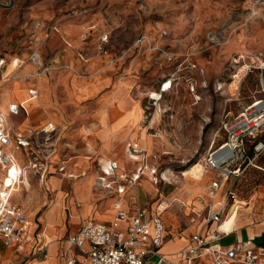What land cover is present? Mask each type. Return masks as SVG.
<instances>
[{"label": "rangeland", "instance_id": "374dc122", "mask_svg": "<svg viewBox=\"0 0 264 264\" xmlns=\"http://www.w3.org/2000/svg\"><path fill=\"white\" fill-rule=\"evenodd\" d=\"M72 12L78 16L71 18ZM85 13L87 19L96 17V27L90 31L93 39L107 35L110 51L120 58L137 53L134 42L141 35L161 46L160 51H147L149 59L143 56L147 64L131 93L142 108L141 126L150 140L148 147L134 142L145 154L139 159L145 158V163L157 169L159 182L153 184L151 177L144 175L133 187V196L143 192L145 207L159 198L169 205L162 218L164 240L186 237L195 226L190 224L192 212L202 209L198 197L204 196L208 179L215 177L214 172L204 173L203 159L213 142L224 141L218 133L222 121L244 112L256 100H264V0H0V59L8 64L19 59L23 65H30L26 62L31 51L39 49L41 58L59 66L46 49L60 43L55 38L50 42L52 37L44 39L45 32L64 20L79 24ZM162 31L167 35L161 37ZM90 41L84 43L89 45ZM10 70L8 67L4 75ZM34 83L39 89L47 86L39 79ZM17 88L15 82L13 89L7 90L11 98ZM40 111L38 114H44ZM133 113L140 117L141 110L136 107L129 116ZM78 123L65 125L74 129ZM257 140L264 142V129ZM125 144L113 160L128 171L133 169V161L125 156ZM5 152L20 157L11 148ZM255 163L264 168V152ZM24 164L21 167L25 168ZM196 166L201 167L200 172L191 170ZM25 169L29 181L21 184L20 194L26 196L27 188L32 192L40 186L35 171ZM4 173L0 168V179H5ZM192 190L197 196L186 199ZM260 190L264 191V172L250 167L238 182L237 194L245 198ZM148 260L153 263L154 258Z\"/></svg>", "mask_w": 264, "mask_h": 264}, {"label": "crops", "instance_id": "0c3cea01", "mask_svg": "<svg viewBox=\"0 0 264 264\" xmlns=\"http://www.w3.org/2000/svg\"><path fill=\"white\" fill-rule=\"evenodd\" d=\"M87 16L86 13L82 15V22L79 24H72L70 20L61 21L58 33L51 36L50 42L55 38L60 44L54 48L49 45L46 52L58 61L60 70H54L39 79L47 85L45 89H39L34 83L36 78L31 77L35 71L32 65H22L13 70L11 68L7 75H4L7 70L5 68L0 76V112L8 117L14 133L36 141L35 137H41L40 132L47 124L56 128V132L51 136L55 154L50 158L43 178L36 175L40 188L32 192L27 188L26 196L20 194L21 191H14L11 196V202L24 209L27 215L30 240L15 248L4 247L0 242V264H66L67 258H72L75 264H79V251L68 244L67 238L88 221L110 223L114 217L113 206L117 196L96 185L97 177L101 176V167L105 169L108 160L113 161V157L121 153L125 142V146L136 141L144 147H148L150 143L141 126L142 108L139 102L131 97L138 84L137 76L147 64L143 56L149 59L150 55L146 54L145 47H141L132 56H128L127 51L125 55L129 58H120L117 53L110 51V39L107 35L103 36H107L109 41L108 52L105 55L100 54L97 47L103 36L93 39L94 34L90 35V31L96 27L93 26L96 17L89 21L93 18L87 19ZM87 26L90 27L88 30ZM88 40H91L89 45L84 43ZM27 66L29 69L25 70ZM15 82L18 86L17 94L11 98L7 90L11 91ZM32 86L36 88L38 96L35 100L28 101L27 90ZM21 103H25L26 114H8L7 108L10 104ZM84 104L86 105L79 110ZM136 107L141 110L140 117L138 113L129 116L131 110ZM68 109H73V112L68 113ZM40 110L44 114H38ZM76 121L81 123L74 129L65 125ZM29 130L33 131L31 135ZM11 149L19 152L20 157L11 152L6 153L15 158L19 167L25 165V153L14 147ZM95 160L98 162L93 167ZM115 161L120 168L118 160ZM132 161L133 169L127 171L123 167L124 169L117 173L125 171L124 175H129L142 164L140 159ZM61 163L65 164L66 171L58 173L57 168ZM258 168L264 172V168ZM25 174L27 176L24 171L23 176ZM66 174L73 175V179H67ZM145 177L149 179L148 175ZM210 180L208 179L204 191L201 190L204 202L208 200L206 189ZM0 182H5V179H0ZM238 182L235 188L237 200L228 215L219 226L211 225L203 229L202 234L207 233L209 236L218 231L221 236L218 245L222 248H234L238 254L247 249L253 252L263 250L260 261L254 264H264V191L260 190L240 198L237 194ZM195 191L192 190L190 195L186 194L185 198L191 200L196 197L197 195L193 196ZM49 195L51 197L48 201ZM146 203V195L143 192L137 193L135 198L133 187L126 188L122 199L125 211L133 213L137 207L145 208ZM42 206L44 210L39 214ZM198 230L200 231L194 226L186 237L163 241L161 252L170 264H187L184 251L190 235ZM255 242L260 245L257 246ZM40 246L43 251H39ZM193 264H211V261L206 256L195 260Z\"/></svg>", "mask_w": 264, "mask_h": 264}, {"label": "built area", "instance_id": "2783aa9c", "mask_svg": "<svg viewBox=\"0 0 264 264\" xmlns=\"http://www.w3.org/2000/svg\"><path fill=\"white\" fill-rule=\"evenodd\" d=\"M8 6V5H3ZM72 12L71 18L77 17ZM60 22H56L46 30L44 39H49L52 34L58 33ZM167 35L162 31L161 37ZM107 36L100 38L97 51L107 54ZM135 48L145 47L149 52L160 51L161 46L151 42L145 35L136 38ZM14 68L19 69L23 64L15 59ZM26 63L35 67L31 77L40 79L60 67L54 66L51 60L40 57L39 49L31 51ZM7 67V62L0 59V76ZM14 78V77H12ZM165 83L160 87L163 89ZM28 101L35 100L38 96L34 86L28 90ZM260 102L258 106H254ZM8 114L16 116L20 112L27 113L25 103L10 104ZM264 129V100L259 99L251 103L244 112L222 121L219 134L222 133L224 141L217 144L213 142L203 159L204 172H214L215 177L210 180L208 186V200L203 201L198 197L202 209L192 212L190 224L195 225L200 231L192 233L184 253L187 264H193L195 260L209 257L211 264H254L260 261L263 250L253 252L244 250L241 254L234 248H222L218 245L221 236L218 231L202 234V230L211 225L219 226L228 212L234 206L236 184L250 167H256L255 161L264 151V142L257 140V136ZM56 132L52 124L42 128L41 140L30 141L27 137L13 132L8 117L0 112V168L3 170L5 181L10 189L18 184L23 176L25 168L35 171V174L43 178L47 171L49 160L55 154V145L51 136ZM28 133L31 135L32 130ZM22 150L26 155V167H19L15 158L5 150L12 148ZM125 156L132 160L145 156L143 149L137 143H128L125 147ZM141 166L129 175L118 174L117 161H109L106 168L101 167V176L96 179V185L106 190L109 194L117 196L114 203V217L110 223L88 221L80 229L67 238L71 247L79 251L81 260L79 264H170L167 257L161 252L164 241L163 214L165 202L159 198L157 202L145 208H135L133 213H128L122 207V199L126 188L134 187L142 176L151 177V182L157 184L159 177L157 169L145 163L141 158ZM66 171V166L61 163L58 173ZM73 175L66 174L67 179H73ZM11 192L0 191V242L4 247L15 248L30 240V223L27 215L20 206L11 202ZM216 205V206H215ZM37 237L38 235L35 234ZM39 247V251H43ZM154 258L153 263L148 259ZM66 264H75V260L67 258Z\"/></svg>", "mask_w": 264, "mask_h": 264}, {"label": "bare ground", "instance_id": "6f19581e", "mask_svg": "<svg viewBox=\"0 0 264 264\" xmlns=\"http://www.w3.org/2000/svg\"><path fill=\"white\" fill-rule=\"evenodd\" d=\"M14 62H17V61L14 60ZM14 66H15V64H12V63L8 64V63H7V67H6V68H7V70H8V67L14 68ZM7 70H6V71H7ZM6 71L4 72V74L6 73ZM164 83H165V82H164ZM163 89H164V88H163ZM163 89H162V90H163ZM162 90H159L160 93H163ZM197 99H198V98H197ZM157 104H158V103H157ZM259 104H260V102L256 103L254 106H258ZM87 131H88V130H87ZM128 159H129V158H128ZM138 159H139V158H138ZM130 160H131V159H130ZM122 169H123V168H119L118 171H121ZM200 169H201V167H199V166H198V167L196 166V167H194V168H191V170H193V172H195V171H197V170L200 172ZM203 171H204V170H203ZM186 175H187V174L184 173V174H183V177H186ZM21 179H22V180H21ZM26 181H27V179H26V175H24L23 178H20L19 183H18L19 185H18V184H15V185L12 186L10 189H9V188H8V189L5 188L6 186H8V184L10 185V182H6V181H5V182H0V191H1V192H4V190H6L7 192L10 191V192H11V193H10V194H11L10 196H12V193H13L14 191H15L16 193L20 192V190H21V186H22L21 184H23V183L26 182ZM27 182H28V181H27ZM13 187H14V188H13ZM195 204H196L197 206H201V205H200L199 203H197V202H196ZM168 208H169V205L166 206V210H165V212L167 211ZM230 217H231V216H230ZM230 217H229V218H230ZM229 218H228V219H229Z\"/></svg>", "mask_w": 264, "mask_h": 264}, {"label": "trees", "instance_id": "16d2710c", "mask_svg": "<svg viewBox=\"0 0 264 264\" xmlns=\"http://www.w3.org/2000/svg\"><path fill=\"white\" fill-rule=\"evenodd\" d=\"M262 142H263V141H262ZM263 152H264V151H263ZM263 152H262V153H263ZM259 157H260V155H259ZM259 157H258V158H259ZM258 158H257V159H258ZM257 159H256V161H257ZM256 161H255V162H256ZM255 166H256V167H252V168H255V169H258V170H259V168H258L259 166H258L256 163H255ZM249 169H250V168H249Z\"/></svg>", "mask_w": 264, "mask_h": 264}]
</instances>
